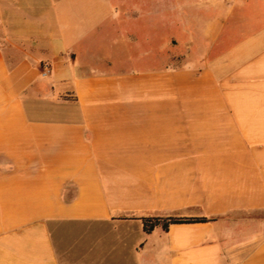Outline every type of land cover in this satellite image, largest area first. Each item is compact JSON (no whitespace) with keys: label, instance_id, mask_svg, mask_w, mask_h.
<instances>
[{"label":"crops","instance_id":"0c3cea01","mask_svg":"<svg viewBox=\"0 0 264 264\" xmlns=\"http://www.w3.org/2000/svg\"><path fill=\"white\" fill-rule=\"evenodd\" d=\"M121 4L0 0V264H264V0Z\"/></svg>","mask_w":264,"mask_h":264},{"label":"trees","instance_id":"16d2710c","mask_svg":"<svg viewBox=\"0 0 264 264\" xmlns=\"http://www.w3.org/2000/svg\"><path fill=\"white\" fill-rule=\"evenodd\" d=\"M142 222H143L144 232L150 233L159 224H161L162 228L166 230L168 226L171 224L204 223V222H209V220L205 218H200V219H168L167 221H162L159 218H150V219H144Z\"/></svg>","mask_w":264,"mask_h":264},{"label":"rangeland","instance_id":"374dc122","mask_svg":"<svg viewBox=\"0 0 264 264\" xmlns=\"http://www.w3.org/2000/svg\"><path fill=\"white\" fill-rule=\"evenodd\" d=\"M182 1L183 2L185 1V4L186 5H189L191 7H193L192 6L193 4H196V3L199 2V0H167V3H168V6H169L170 11H175L174 9H176L177 8V5L179 3L181 4ZM148 2L152 5V7L156 8V7H160L161 0H148ZM121 3H122L121 4L122 7H124V5L127 6L128 0H121ZM170 19H175V16L170 17ZM174 34H175L174 32H170V37L172 35H174ZM170 42H171V40H170ZM170 54H172V57H174L173 58L174 61H173L172 64H176V54H177V50H176L175 47H171V45H170Z\"/></svg>","mask_w":264,"mask_h":264}]
</instances>
